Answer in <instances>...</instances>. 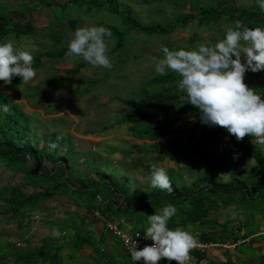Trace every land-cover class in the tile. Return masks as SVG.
Masks as SVG:
<instances>
[{"label": "trees", "instance_id": "16d2710c", "mask_svg": "<svg viewBox=\"0 0 264 264\" xmlns=\"http://www.w3.org/2000/svg\"><path fill=\"white\" fill-rule=\"evenodd\" d=\"M19 1L22 5L20 14L0 11V42L35 35L38 27L31 13H41L45 6L51 7L48 17L56 23L60 21L58 14L65 12L66 19L71 14L74 19L69 24L74 32L78 29L79 17L83 15L100 20L98 26H106L112 31L109 43L114 46L109 55L121 53L133 36L169 38L191 24L199 31L223 26L230 30L237 22L252 28H264V9L257 1L250 6H237L234 0H218L215 5L197 0L189 3L173 0L174 9H182L185 13L164 24L140 20L132 7L120 0H65L64 8L57 6L54 0L29 5L24 0ZM56 8L60 10L57 14L53 11ZM227 31L218 34V40L225 38ZM46 38L53 49L34 55L36 71L42 68L44 58L51 61L69 58L66 53L70 37L49 33ZM90 65L82 60L65 74L52 76L46 88L29 94L27 98L46 95L50 89L78 76ZM180 79V75L171 70L149 78L141 87L140 99L121 100L130 111L119 121L120 125H130L133 140L129 156L150 152L158 156V161L169 156L179 167L183 162L192 166L201 163L207 167L208 171H189L190 174L171 168L168 174L172 192L152 186L139 192L133 189L132 182L124 180L123 184H117L103 170L92 169L90 174H77V164L61 149L60 134H47L40 141L31 128L32 119L12 102L5 90L0 89V167L23 175L25 187L42 189L40 193L27 195L21 187L2 188L0 203L4 204L2 216L5 221L9 224L18 222L21 229L23 221L44 210L47 202L69 198L77 210L98 214L107 220L110 233L109 225L114 224L123 231L146 235L148 215L173 204L178 212L169 220V228L189 230L198 243L219 247L226 252L225 262H214L209 260L207 250L194 248L190 254L197 263L236 264L231 254L234 251L235 256L247 257L245 264H264V154L252 146L251 140L255 138L246 135L237 140L222 126L202 123L200 111L188 103L186 93L178 88ZM245 83L264 95V71H247ZM4 85L0 81V87ZM5 104L7 111L3 110ZM186 116H190L191 121L187 122ZM147 141L163 142L164 145L153 147L146 144ZM50 142H56L58 147L50 149ZM216 175H227L228 180L220 182ZM98 196L103 199L98 200ZM231 212L238 213L241 218L223 221L222 216L219 217ZM52 227L64 234L66 242L43 240L42 247L23 250L11 241H0V264L12 261L15 264H64V253L75 259L84 248L95 246L90 231L83 225L72 222L65 227L51 224L49 228ZM71 233H74L73 237H69ZM113 237L119 239L114 232ZM128 261L133 264L129 255Z\"/></svg>", "mask_w": 264, "mask_h": 264}, {"label": "rangeland", "instance_id": "374dc122", "mask_svg": "<svg viewBox=\"0 0 264 264\" xmlns=\"http://www.w3.org/2000/svg\"><path fill=\"white\" fill-rule=\"evenodd\" d=\"M31 3H43L45 0H24ZM191 0H180L189 3ZM208 5H215L218 0H197ZM257 0H234L237 6H250ZM134 10L140 20L146 23L164 24L166 21L179 17L185 13L175 10L173 0H120ZM19 0H0V11L20 14ZM57 6L66 7L65 0H54ZM51 7L45 6L41 13L32 11L31 18L38 27L35 35L21 39H10L17 48L28 50L34 56L38 52L53 49L52 43L46 38L49 33L64 35L73 38L74 31L70 28V14L66 19L65 12L58 14L60 19L56 23L48 17ZM37 10V9H36ZM55 14L60 10H53ZM100 20L85 15L79 17L78 28L98 26ZM228 29L224 26L203 31L195 29L191 24L185 29H179L169 38L133 36L126 48L119 54L109 55L113 43H109L108 55L112 60L111 68L90 65L78 76L62 81L58 86L41 97L27 98L33 92L46 88L50 78L56 74H65L74 68L83 58L69 57L65 60L51 61L43 59V66L37 70L35 79L22 83L19 76L13 78L11 84L1 86L12 99L32 119L31 128L36 132L40 141L47 134L58 132L61 136V149L77 164V174H90L92 169L103 170L109 174L112 181L123 184L124 180L132 182L134 190L141 192L150 188L152 166L164 167L168 172L174 168L183 173L207 170L206 166L196 163L194 166L183 162L180 167L166 156L162 161L157 155L146 152L133 154L128 152L132 146L129 124L120 125L119 121L130 111L121 100L131 99L137 101L141 98V87L151 77L159 75L156 72L153 58L160 57L162 46L178 49L183 47L198 48L201 44L214 45L218 34ZM197 34L198 37H195ZM16 82L13 84V81ZM94 83V86H91ZM187 122L191 121L186 116ZM227 143V141H224ZM153 147L164 145L161 143L145 142ZM255 150L264 154V143L251 140ZM139 156V157H137ZM48 166V165H47ZM190 171V172H189ZM208 171V170H207ZM189 177V176H188ZM220 182L228 180L227 175H216ZM137 186V187H136ZM5 187H21L27 195L42 192V189L25 187L23 175L14 174L0 167V190ZM0 203V241H11L20 249L35 250L41 247L43 240L53 243L63 241L64 234L52 226L65 227L72 222L88 230L90 226L89 215L86 211L78 209L69 198L53 199L45 204L44 210L33 213L23 221V228L18 222L8 223L3 218V206ZM222 216V217H220ZM219 217L224 221L236 220L241 216L231 212L227 216ZM71 233L69 237H73Z\"/></svg>", "mask_w": 264, "mask_h": 264}, {"label": "clouds", "instance_id": "9594fccd", "mask_svg": "<svg viewBox=\"0 0 264 264\" xmlns=\"http://www.w3.org/2000/svg\"><path fill=\"white\" fill-rule=\"evenodd\" d=\"M264 9V0H257ZM110 28L99 25L78 28L68 42L69 57L83 58L93 66L112 67L108 55ZM162 58H153L156 72H176L181 79L178 88L186 93L188 103L200 111L201 122L209 126H222L237 140L246 135L264 143V95L245 83L247 71H264V28L248 27L237 22L226 32L225 38L214 45L201 44L198 48L171 50L162 46ZM34 56L21 50L11 40L0 42V81L11 84L19 76L22 83L35 79ZM3 110L7 111L5 104ZM50 149L58 144L50 142ZM150 183L153 188L173 191L172 181L164 167L152 166ZM98 200L103 197L98 196ZM178 209L173 204L148 215L145 239L152 244L138 248L133 241L132 259L143 264H157L162 258L177 264H191V250L197 247L195 235L186 229L168 227L169 220Z\"/></svg>", "mask_w": 264, "mask_h": 264}, {"label": "crops", "instance_id": "0c3cea01", "mask_svg": "<svg viewBox=\"0 0 264 264\" xmlns=\"http://www.w3.org/2000/svg\"><path fill=\"white\" fill-rule=\"evenodd\" d=\"M88 215L90 226L87 231H90V235L94 239L95 246L94 248H84L78 253L75 259L68 258L67 253H64V264H129L128 254L123 248L121 241H119L116 237H113V232L110 233L108 231L109 222L100 217L98 214ZM63 238L64 237H62L63 241L60 242H66ZM204 249L207 250V256L211 261L225 262L227 260L226 252L224 250H220L219 247L207 246ZM24 250L30 249L27 248ZM232 252V258L236 264H245L247 261V257L245 255L238 257L235 256L234 251ZM7 264H15V261L8 262ZM157 264H177V262L175 260L169 262L167 258H162L157 262ZM191 264H205V261L197 263L194 259H192Z\"/></svg>", "mask_w": 264, "mask_h": 264}, {"label": "built area", "instance_id": "2783aa9c", "mask_svg": "<svg viewBox=\"0 0 264 264\" xmlns=\"http://www.w3.org/2000/svg\"><path fill=\"white\" fill-rule=\"evenodd\" d=\"M109 227H110V230L112 232H114L118 236V238L120 239V241L123 245V248L125 249V251L127 252V254L129 255V257L131 259V262L133 264H143V259H141L140 261H137V262H135L132 259L131 254H130V248L133 246L132 242L136 240L138 248L142 249L144 246L152 244L153 241L150 239H145L144 238L145 235L140 233V232L131 233L130 231H123V230L119 229L117 225H114V224H110ZM206 247H207L206 245L198 243L197 247H195V248L204 249Z\"/></svg>", "mask_w": 264, "mask_h": 264}]
</instances>
